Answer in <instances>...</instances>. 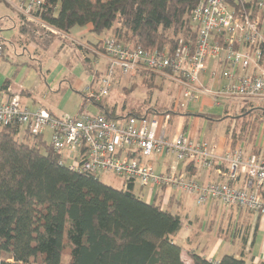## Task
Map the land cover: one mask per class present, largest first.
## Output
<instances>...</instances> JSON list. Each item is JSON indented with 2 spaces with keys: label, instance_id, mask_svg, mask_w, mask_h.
<instances>
[{
  "label": "trees",
  "instance_id": "16d2710c",
  "mask_svg": "<svg viewBox=\"0 0 264 264\" xmlns=\"http://www.w3.org/2000/svg\"><path fill=\"white\" fill-rule=\"evenodd\" d=\"M200 1L45 0L42 18L65 33L74 26H88L95 35L107 33L91 43L92 57L84 59L85 72L96 80L102 71L95 70L91 61L99 59L96 52H103L102 41L107 37L144 50L172 51L182 44L193 45L196 31L190 15ZM261 20L264 24V14ZM18 30L25 37L33 32L24 25ZM55 37L39 38L40 45L46 48ZM138 74L148 75L141 83L149 88L155 85L153 72L128 77ZM91 102L96 112L112 119L157 113L168 115L170 125L181 113L151 105L145 112L132 108L117 115L116 107L102 99ZM193 114L213 121L229 117L233 121L226 129L230 147L243 144L261 153L255 141L256 123L247 117L248 111L231 117L226 111ZM60 161L42 134H32L17 122L0 126V264H183L182 246L172 238L180 230V216L169 210V202L161 204L163 190L146 201L141 192H134L133 180H123L122 187L115 188L98 174L71 170ZM193 163L187 162L186 169ZM257 223L251 239L249 231L237 229L241 257L224 254L211 260L190 251L192 264H254L246 259L245 250L249 240L253 244ZM65 251L67 263L63 262Z\"/></svg>",
  "mask_w": 264,
  "mask_h": 264
},
{
  "label": "built area",
  "instance_id": "2783aa9c",
  "mask_svg": "<svg viewBox=\"0 0 264 264\" xmlns=\"http://www.w3.org/2000/svg\"><path fill=\"white\" fill-rule=\"evenodd\" d=\"M19 17V24L34 27L41 37H67L62 30L43 18L45 0H6ZM264 0H202L192 10L190 23L196 31L193 45L182 44L174 50H144L116 42L102 41L103 52L92 59L94 69L102 73L97 88L87 86L85 103L75 115H55L44 108L30 111L13 94L0 103V126L17 122L32 134L49 133L52 150L61 163L79 172H110L123 180H133L147 189L148 200L163 190L162 205L168 190L194 195L198 204L217 199L223 205H236L264 218V151L244 156L241 148L223 154L211 153L203 141L185 133L167 134L168 115H131L117 119L85 111L86 101H99L109 95L119 78L140 72H153L170 79L183 89L189 102L210 97L215 107L231 109L239 103H264ZM0 25V57L3 54ZM216 69L209 78L222 81L216 87L205 85L201 75L207 62ZM94 79V76L92 75ZM171 155L175 162L165 172H157L155 159ZM227 163L224 172L243 185L223 182L200 183L176 169V163L197 162L209 168L212 162ZM166 193V194H165Z\"/></svg>",
  "mask_w": 264,
  "mask_h": 264
},
{
  "label": "rangeland",
  "instance_id": "374dc122",
  "mask_svg": "<svg viewBox=\"0 0 264 264\" xmlns=\"http://www.w3.org/2000/svg\"><path fill=\"white\" fill-rule=\"evenodd\" d=\"M8 19L9 20L15 19L16 28L8 29L5 32L7 34L8 39L6 42V48L4 54L3 56H1L3 58H0V63L3 65L4 64L9 65L15 62V60L17 59H20L22 60V62H24L25 75L23 78V82L26 88L31 89V95L27 97H23V101H22L23 104L25 103L28 104L29 102H31V100H37L39 102H52V100L54 101L56 100V102L59 103V105L61 106L62 113L75 115L85 100L84 92L86 87L92 85V88H97V86H96V80L93 79L92 76L86 74L82 68H78L76 66H74L73 68L69 67L68 69H66L65 74L61 77L59 82L53 85L54 84L53 76L58 73L57 71L55 72V70L58 68V64L64 66L63 64L65 63L66 59H71L72 46H70L71 43L70 40L66 41V44H63L60 47L58 45V41L54 40L53 43L54 45L51 46V48L47 52L42 53V55L36 54L33 56V55H27L26 53L23 54L22 47L23 45L29 42H32V44L34 45L33 47H35L37 50H39V52H41L43 47L40 45L39 41L41 40H39V38L40 39H45V38H42L41 36L35 34L34 27H28L30 29L29 30L30 34L33 31L31 35H26V37L21 36L18 30V26L20 25L18 15L13 12V10L10 7V4L6 0H0V22H3L4 20H8ZM106 35L107 33H103L101 35H95L89 31L88 26H74L68 33V36L70 38H75L77 41H83V42L86 40H92L93 42L104 38ZM53 47L54 49H56V47H59V49L52 50ZM73 48L77 49L79 54L84 53V49L81 45L79 47L75 44L73 45ZM19 66L21 67V65ZM145 77L147 78L148 75L143 74L134 77L126 76L117 79L115 83L112 85V89L109 95L102 98L103 102L110 106H115L117 115L124 114L129 110H131L132 108H139V109L142 108L143 110L141 112H145L144 110L147 107H150L151 105L155 107L160 105H165L166 107L169 108H175L180 112H185L186 109H188L189 107L190 108L199 107L198 106L199 104L197 102L195 101L189 102L187 98L183 96L182 86H180L178 83L170 79H167L165 77H162L160 75H156V78L153 81L155 85L149 88L147 85L141 83ZM76 81H79L80 83L79 86L75 85ZM58 86H60V89H58ZM81 91H83V94L81 93ZM242 106H244L242 108L243 110L240 109ZM84 110L89 113H95L96 107L92 104V102L86 101V107ZM205 110H207V108H205ZM216 110L217 109H214L213 112H215ZM242 111H248L249 115L247 117L256 123L255 141L257 145L261 148L262 150L261 152H263L264 151V103L243 102L237 105L233 104L231 109H226V113H229L230 115H236L242 113ZM183 118L184 115H179L176 118L175 121L176 127L181 125ZM228 125H230V127H232L233 125V121L232 124H229L228 118L211 121L200 117L197 119L196 124L194 121L192 122L190 129L192 127H195V133L193 134V137L191 135L190 136L194 139V141L199 140L198 138L202 136L204 141L203 140H199V141L205 142L208 146V150L211 153H215L218 155L219 153H217L218 152L217 144L220 143V140L223 139L225 130L227 129ZM169 126L170 125H168V127ZM236 127L238 128V125ZM180 132L181 131L179 130L178 133ZM17 137L20 138L21 133H19ZM43 139L49 142L50 138L47 131H44ZM240 148L244 156L258 155L255 154L256 150H250L249 146L247 145H241ZM220 154H223V152ZM173 162H175L174 158H173ZM179 164H184V162H180ZM197 164L200 165L199 163ZM223 164H225L224 167L225 170H222L223 168L221 169L220 168L221 166H217L220 164L217 163L216 160L214 159V161L212 162V166L207 169L217 166L216 169L222 170L219 173L224 175L225 180H212V181L202 182L194 179L193 177L192 178L203 184L211 183V182H223L227 184H237L242 186L243 181H240V179L231 180L227 178V176L224 173L226 171L227 163L225 162ZM98 177L102 182L109 184L115 188H121L123 185V179L118 176H115L110 172H101L98 174ZM138 187L139 186L136 184L134 187L135 193L138 192ZM162 194L164 195V193ZM142 198L146 201L148 200V196L144 193H142ZM193 200H194L193 197L189 199L192 208L195 206L192 204ZM211 200L218 201L224 207L234 206L240 209L242 216L243 215H245V217L247 216L246 219H248L249 216V219L251 220V225L249 227L250 228L249 239H251L252 227H254V224L257 223V215H258L257 213L253 211L250 212V210H247L245 208H240L236 205L225 206L222 204V202H220L217 199H211ZM171 211L174 212V209H172ZM210 218L211 217H208L206 219V227H208L211 230L214 227V223L211 222ZM225 221H223L222 223L223 226H221L222 227L221 230L224 227H226L227 223ZM245 224L246 223L243 224L240 222L238 223L240 228H244ZM257 224H258V228L260 227L258 237L256 240L257 243L254 241L255 243L251 244L249 240L248 248L252 247L254 244L258 245V246L255 245V250L257 249V252L259 251V256H260L259 258L261 259L264 257V218L260 217ZM173 240L176 243L183 245L184 248L189 247L188 252L191 251V246L185 243L183 239L179 238L177 235L173 237ZM227 244L228 242H226V245ZM234 245H230V248L226 253H224V251H221V253L216 255L217 256L216 258H219L222 254H232L235 257H241L240 254L241 251H238V249L235 251L233 250ZM196 252H200V251L197 250ZM187 254L188 253L186 252H184L183 254V260L186 262H188V259L191 260V258ZM247 257H246L247 260H249L250 256L248 255ZM63 262L65 263L68 262V251H65L63 254Z\"/></svg>",
  "mask_w": 264,
  "mask_h": 264
},
{
  "label": "crops",
  "instance_id": "0c3cea01",
  "mask_svg": "<svg viewBox=\"0 0 264 264\" xmlns=\"http://www.w3.org/2000/svg\"><path fill=\"white\" fill-rule=\"evenodd\" d=\"M1 25V33L3 36V44L6 48V42H7V34L5 33L8 29H14L15 27V19L12 20H4L3 22H0ZM67 37L65 39H62L58 36L55 37V41H58L59 47L63 44H66V41L70 40V46L72 49V56L71 59H66L64 66H61L58 64V68L55 70L58 73L54 75V84H57L61 77L65 74L66 69L69 67H78L84 69V59L91 58L92 53V40H86V41H77L75 38H70L68 36V33H66ZM54 40L50 42V44L41 50H37L32 42H29L22 47V53L27 55H42V53L47 52L51 46L54 44ZM77 45L80 47V45L84 49L83 54H79L77 49L73 48V45ZM59 47H56L58 50ZM53 49L52 50H56ZM5 51V49H4ZM3 51V54H4ZM21 53V54H22ZM3 56V55H2ZM3 58V57H0ZM21 65V67L19 66ZM22 60L17 59L15 62L9 64V65H3L0 63V103L6 102L13 94H18L20 96L21 104L26 107L30 111H35L38 108H44L47 111H49L52 114L59 115L62 114L61 112V106L59 103L56 102V100H52V102H39L37 100H31L28 104H23V97H27L31 95V89H28L24 86L23 78L25 75V65ZM216 64L213 60H209L207 62V69L205 72L201 75V81L205 85H211L213 88L217 86L218 83H221L222 81L218 82L215 80H211L209 78V73L216 69ZM86 73V72H85ZM87 74V73H86ZM91 76V75H90ZM70 83V82H68ZM71 85V84H70ZM76 86H79V81H76ZM58 89H60V86H58ZM83 93V91H81ZM68 94V93H67ZM199 107L194 108H188L186 109L185 113H189V115L182 114V112L179 115H184L183 121L180 126L176 127L175 121L176 118L179 115H176L170 126L167 129V134L169 136L174 135L175 133H178L180 130V133H185L188 135H191L193 137V134L195 133V127H191L192 122L194 121L196 124V121L199 116H195L193 113L197 112H204V113H212V114H223L226 109L215 107L211 103L210 97L204 96L201 99V102H197ZM190 105V104H189ZM207 108V110H205ZM214 109H217L215 112ZM211 110V111H210ZM227 116H232L229 113H226ZM203 118V117H202ZM206 119V118H205ZM225 119V118H224ZM229 119V124H232ZM208 120V119H207ZM213 121V120H211ZM175 127V128H174ZM228 127V126H227ZM172 128V129H171ZM184 129V130H183ZM49 134V133H48ZM199 140H203L202 136L198 138ZM206 141V140H205ZM243 144H239L235 148L230 147L229 140L226 136V130L225 134L222 140H220V143L217 144L218 152L217 153H225L227 150L240 148V146ZM153 167L157 172H165L169 169V167L174 164L173 158L170 155H164L161 156L154 161H152ZM176 169L180 172H185L187 175L193 177L194 179L202 182L212 181V180H225V177L223 174L219 173L221 172L225 167V164H220L217 166H221L220 168L222 170L216 169L217 166H214L213 168L207 169L202 168L197 163L192 164V168L186 169V163L179 164L176 163ZM227 166V165H226ZM138 191L141 193H144L147 195V189L138 187ZM168 202L169 204L167 207L171 211L174 209V212L180 216L181 220V227L180 230L172 235V238L174 236H178L179 238L183 239L185 243L191 246V251L194 253H198L202 256H204L207 259L211 260H218L223 256L222 254L219 258H216L221 251H224L226 253L228 249L230 248V245H234L233 250L241 251L242 250V243L241 240L237 234V229H239L238 223H246L244 228H240L241 230L246 229V231L250 230L251 220L246 219L245 215L242 216L241 210L232 206V207H224L222 206L218 201L208 199L206 202L202 204H197L196 200L193 195H188L184 192L177 191V190H168ZM193 197V205H195L193 208L190 205L189 199ZM208 217H211V222L214 223V227L210 230L208 227H206V219ZM226 220V221H225ZM223 221H225L226 227H224L221 230V226H223ZM253 224V223H252ZM255 225V224H254ZM260 226V225H259ZM263 227V225H262ZM248 228V229H247ZM253 228V227H252ZM260 228V227H259ZM256 232L254 241L256 242L259 229ZM216 231V232H215ZM230 234H228V233ZM237 237V238H236ZM253 241V243H255ZM226 242L228 244L226 245ZM257 243V242H256ZM229 245V246H228ZM254 244L252 247L248 248L246 247L245 250V257L248 255L250 256L249 260L252 261L254 264H258L261 260L264 261L263 258H259V251L257 252V249L255 250ZM182 246V252H181V260L183 261V264H192L191 260L188 259V262L183 260V254L184 252L188 253V248H184ZM258 246V245H256ZM193 247V248H192ZM226 249V250H225ZM199 250L200 252H196ZM188 255V254H187ZM248 258V257H247ZM246 258V259H247Z\"/></svg>",
  "mask_w": 264,
  "mask_h": 264
}]
</instances>
